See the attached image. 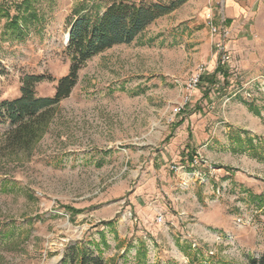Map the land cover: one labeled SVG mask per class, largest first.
Returning <instances> with one entry per match:
<instances>
[{
  "label": "rangeland",
  "instance_id": "obj_1",
  "mask_svg": "<svg viewBox=\"0 0 264 264\" xmlns=\"http://www.w3.org/2000/svg\"><path fill=\"white\" fill-rule=\"evenodd\" d=\"M115 1L170 2L33 0L44 18L20 38L5 31L16 1L0 0V100L29 75L53 97L74 9ZM11 128L0 126V264H65L79 242L106 264L264 254V6L234 15L226 0H182L88 60L29 148L8 146Z\"/></svg>",
  "mask_w": 264,
  "mask_h": 264
},
{
  "label": "trees",
  "instance_id": "obj_2",
  "mask_svg": "<svg viewBox=\"0 0 264 264\" xmlns=\"http://www.w3.org/2000/svg\"><path fill=\"white\" fill-rule=\"evenodd\" d=\"M15 1L12 3L15 8L14 15L10 13L12 5L4 7L5 15L8 17L5 31L21 38L29 32V25L36 24L38 27L42 23L44 14L35 6L33 0ZM181 3L182 0L144 4L115 1L102 12L99 10V4L86 8L83 3V6L74 9L76 18L70 23L67 45L71 57L70 70L66 76L59 79L55 95L38 96L35 83L43 79V76L29 75L22 80L21 96L0 100V126L7 122L12 125L6 133L8 146L27 149L37 140L47 129L54 115L55 106L69 96L76 85L78 71L94 55L118 44L132 43L153 22L173 12ZM250 145L254 147L253 144ZM64 262L65 264H106L101 252L95 254L80 242L71 243L66 247ZM242 264H264V254L251 256Z\"/></svg>",
  "mask_w": 264,
  "mask_h": 264
},
{
  "label": "crops",
  "instance_id": "obj_3",
  "mask_svg": "<svg viewBox=\"0 0 264 264\" xmlns=\"http://www.w3.org/2000/svg\"><path fill=\"white\" fill-rule=\"evenodd\" d=\"M262 6H264V0H226L228 13L234 15H244L246 13L248 15L255 7Z\"/></svg>",
  "mask_w": 264,
  "mask_h": 264
},
{
  "label": "built area",
  "instance_id": "obj_4",
  "mask_svg": "<svg viewBox=\"0 0 264 264\" xmlns=\"http://www.w3.org/2000/svg\"><path fill=\"white\" fill-rule=\"evenodd\" d=\"M202 68L200 69V72H198L195 76H192L190 80V86L195 87L201 82V76H202Z\"/></svg>",
  "mask_w": 264,
  "mask_h": 264
},
{
  "label": "water",
  "instance_id": "obj_5",
  "mask_svg": "<svg viewBox=\"0 0 264 264\" xmlns=\"http://www.w3.org/2000/svg\"><path fill=\"white\" fill-rule=\"evenodd\" d=\"M69 35H70V32L68 33V37H69Z\"/></svg>",
  "mask_w": 264,
  "mask_h": 264
}]
</instances>
